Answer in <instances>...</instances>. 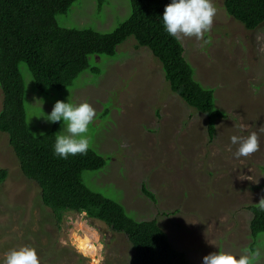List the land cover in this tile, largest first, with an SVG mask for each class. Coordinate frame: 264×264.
I'll return each mask as SVG.
<instances>
[{"label": "rangeland", "instance_id": "rangeland-1", "mask_svg": "<svg viewBox=\"0 0 264 264\" xmlns=\"http://www.w3.org/2000/svg\"><path fill=\"white\" fill-rule=\"evenodd\" d=\"M104 1L98 8L97 0H76L58 22L110 32L129 17L131 2ZM169 26L225 114L212 119L214 137L208 117L172 92L159 60L133 37L114 56L90 55L100 74L85 70L63 90L40 93L22 64L29 128L39 135L60 120L65 149L81 143L106 158L103 168L83 172L84 182L134 218L156 219L196 264H264V233L253 241L248 208L264 198V23L248 29L222 0H200ZM2 99L0 88V110ZM0 168L9 171L0 184V264L128 263L132 244L105 222L70 211L57 224L3 132Z\"/></svg>", "mask_w": 264, "mask_h": 264}, {"label": "trees", "instance_id": "trees-1", "mask_svg": "<svg viewBox=\"0 0 264 264\" xmlns=\"http://www.w3.org/2000/svg\"><path fill=\"white\" fill-rule=\"evenodd\" d=\"M74 1L0 0V132L8 134L22 173L39 185L42 203L54 212L58 225L65 212H84L127 236L133 249L127 264H196L172 244L156 219L134 218L122 203L84 182L83 172L103 168L106 158L81 143L65 149L57 134L60 120L44 133H32L21 65L28 68L40 93L50 87L63 90L85 70L100 74L98 67L90 66V55L114 56L118 46L133 37L136 48L148 47L159 60L172 92L208 117V135L214 137L212 119L225 114L214 108V89L195 79L182 42L169 26L170 21L195 13L200 0H130L129 17L110 32L61 26L58 15L66 14ZM97 1L102 8L105 1ZM222 1L228 14L246 28L264 23V0ZM8 174L7 168H0V184ZM248 208L255 242L264 233V198Z\"/></svg>", "mask_w": 264, "mask_h": 264}, {"label": "bare ground", "instance_id": "bare-ground-1", "mask_svg": "<svg viewBox=\"0 0 264 264\" xmlns=\"http://www.w3.org/2000/svg\"><path fill=\"white\" fill-rule=\"evenodd\" d=\"M184 54V53H183ZM20 167V166H19ZM94 235H95V233H94ZM86 236H88V235H86ZM90 238V237H89ZM80 241H81V239H80Z\"/></svg>", "mask_w": 264, "mask_h": 264}]
</instances>
